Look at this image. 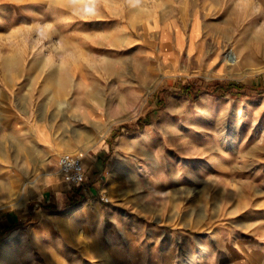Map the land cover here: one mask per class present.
<instances>
[{
	"label": "rangeland",
	"instance_id": "obj_1",
	"mask_svg": "<svg viewBox=\"0 0 264 264\" xmlns=\"http://www.w3.org/2000/svg\"><path fill=\"white\" fill-rule=\"evenodd\" d=\"M0 264H264V0H0Z\"/></svg>",
	"mask_w": 264,
	"mask_h": 264
},
{
	"label": "built area",
	"instance_id": "obj_2",
	"mask_svg": "<svg viewBox=\"0 0 264 264\" xmlns=\"http://www.w3.org/2000/svg\"><path fill=\"white\" fill-rule=\"evenodd\" d=\"M229 54L228 51L226 55ZM58 166L64 178L70 183L83 184L85 182V169L80 155L63 153L58 158Z\"/></svg>",
	"mask_w": 264,
	"mask_h": 264
},
{
	"label": "crops",
	"instance_id": "obj_3",
	"mask_svg": "<svg viewBox=\"0 0 264 264\" xmlns=\"http://www.w3.org/2000/svg\"><path fill=\"white\" fill-rule=\"evenodd\" d=\"M187 40L189 41L188 38H187ZM187 45H189V44H187ZM88 155H89V154H88ZM96 159H97V160H96ZM99 159H101V157L98 158V157L90 156V155H89V158L86 157L85 159H83V158L81 157V161H82V163H83V167H84V169H85V181H86V180L91 181L92 178L95 177V176L99 173L100 168H101V163H100V160H99ZM43 180H44L45 186H50V185L52 184V183H49V182H52V179H51L50 176H44ZM64 182H65V181H64ZM65 186H66V189H67L66 192H65V197H66V193H67V191L71 188V186L74 187L75 194H76V193H77V194H80V195L82 194V191H81V189H80L79 184H73V183L68 182V183L65 184ZM84 190H85V189H84ZM89 190H91V189L89 188ZM43 192H44V191H43ZM43 192H42V196H43ZM68 194H69V196H70V199H71L72 201H74L75 199H73L72 192L69 191ZM77 194H76V195H77ZM80 195H79V196H80ZM80 197H81V196H80ZM80 197H79V198H80ZM70 199L65 198V199H62V200H64L65 203L71 204L72 201H70Z\"/></svg>",
	"mask_w": 264,
	"mask_h": 264
},
{
	"label": "bare ground",
	"instance_id": "obj_4",
	"mask_svg": "<svg viewBox=\"0 0 264 264\" xmlns=\"http://www.w3.org/2000/svg\"><path fill=\"white\" fill-rule=\"evenodd\" d=\"M234 54V53H233ZM231 52H230V54L229 55H227V57L230 59L229 61H231V62H236V60H237V58L233 55ZM231 62H229V63H231ZM82 162V161H81ZM82 165H83V163H82ZM201 259V258H200Z\"/></svg>",
	"mask_w": 264,
	"mask_h": 264
},
{
	"label": "trees",
	"instance_id": "obj_5",
	"mask_svg": "<svg viewBox=\"0 0 264 264\" xmlns=\"http://www.w3.org/2000/svg\"><path fill=\"white\" fill-rule=\"evenodd\" d=\"M217 88L221 89V87H220V86H217Z\"/></svg>",
	"mask_w": 264,
	"mask_h": 264
}]
</instances>
